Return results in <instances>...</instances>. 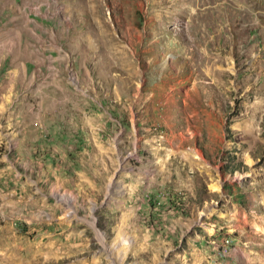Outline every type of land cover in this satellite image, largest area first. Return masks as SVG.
<instances>
[{"label":"rangeland","instance_id":"374dc122","mask_svg":"<svg viewBox=\"0 0 264 264\" xmlns=\"http://www.w3.org/2000/svg\"><path fill=\"white\" fill-rule=\"evenodd\" d=\"M0 264H264V0H0Z\"/></svg>","mask_w":264,"mask_h":264}]
</instances>
